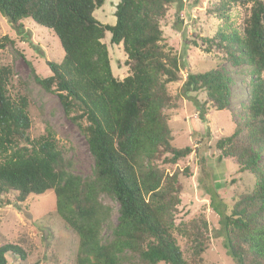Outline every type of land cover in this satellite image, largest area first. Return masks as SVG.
Segmentation results:
<instances>
[{"label": "trees", "instance_id": "1", "mask_svg": "<svg viewBox=\"0 0 264 264\" xmlns=\"http://www.w3.org/2000/svg\"><path fill=\"white\" fill-rule=\"evenodd\" d=\"M212 9L229 20L236 5H252L242 31L224 25L203 41L206 51L223 50L233 66H248L250 89L243 105L245 119L232 136L218 141L219 158L234 159L241 172L255 175L254 189L220 215L224 247L235 264H264V0H217ZM173 0H119L116 25L99 23L94 13L105 0H0V14L16 29L27 19L51 30L64 51L62 63H47L52 76L35 81L57 94L65 115L86 138L94 159L89 177L75 172L52 132L30 136L31 95H13L15 71L0 65V201L14 193L18 203L53 193L56 212L79 237L76 264H202L210 241L205 219L177 225L183 186L190 168L175 173L159 166H175L189 157L190 147L176 148L166 110L176 108L168 85L182 81L179 57L167 50L161 22ZM123 45L131 75L113 74L103 40ZM10 43L0 39V49ZM232 79L221 68L189 74L186 92H204L217 111L231 105ZM204 116L205 106H201ZM119 205L116 226L113 209L103 197ZM214 196V195H213ZM216 198H213V202ZM218 206V205H217ZM110 229V236L104 232ZM191 244L188 261L175 234ZM25 260L18 246L0 248Z\"/></svg>", "mask_w": 264, "mask_h": 264}, {"label": "rangeland", "instance_id": "2", "mask_svg": "<svg viewBox=\"0 0 264 264\" xmlns=\"http://www.w3.org/2000/svg\"><path fill=\"white\" fill-rule=\"evenodd\" d=\"M217 0H173L166 18L161 22L164 44L167 50L176 54L181 63V82L168 85L169 93L176 98V108L166 110L172 130V145L176 148L190 147L193 153L175 166L158 164L167 173L190 168V177L181 176L183 186L181 205L176 214L177 225L205 219L209 225L210 241L202 255V264H235L224 247L220 215L242 195L249 194L255 187L256 178L250 172H241L234 159H220L217 149L219 140L230 137L237 125L245 119L243 105L247 103L250 89L248 66H233L226 60L221 49L207 52L203 41L212 38L224 25L240 31L250 15L251 4L234 6L229 20L218 18L212 9ZM119 0H105L102 8L94 13L102 25H116V10ZM16 29L0 14V39L8 38L5 48L0 49V65L10 66L15 71L13 95H31L29 114L32 121L30 136L33 139L52 132L59 145L67 151V157L75 163L76 174L89 177L94 169V159L84 135L65 115L57 94L45 91L35 81L33 71L41 78L52 73L49 62L62 63L64 51L49 29L27 19ZM106 44L113 74L120 80L130 76L126 66L127 56L123 45L111 43L107 33ZM224 69L232 79L231 105L225 111H217L207 103L204 92H186L183 84L189 74H200L212 69ZM205 106L202 116L201 106ZM260 167L264 172V153ZM214 195V196H213ZM216 201L213 202V198ZM105 205L113 209L111 226L117 225L119 205L107 196ZM57 200L53 193L31 197L25 203H18L14 193L3 195L0 201V248L14 245L22 248L25 260L14 254H7L8 264H76L79 237L68 228L56 212ZM218 205V206H217ZM110 229L104 232L110 236ZM186 260L191 261L190 241L175 234Z\"/></svg>", "mask_w": 264, "mask_h": 264}]
</instances>
